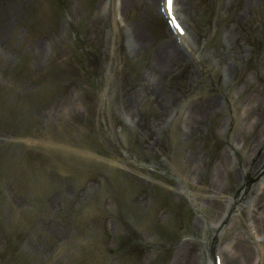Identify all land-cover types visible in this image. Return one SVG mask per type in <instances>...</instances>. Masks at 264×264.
I'll use <instances>...</instances> for the list:
<instances>
[{
  "label": "rangeland",
  "instance_id": "374dc122",
  "mask_svg": "<svg viewBox=\"0 0 264 264\" xmlns=\"http://www.w3.org/2000/svg\"><path fill=\"white\" fill-rule=\"evenodd\" d=\"M40 1L24 6L11 39L0 43V264H171L187 239L195 240L196 264H208L210 247L223 250L227 264H244L232 257V244L254 207L236 220L233 214L251 202L264 166L251 169L242 186L229 172L224 193L211 198L220 153L229 149L238 173L254 155L238 140L232 139L242 147L238 157L227 146L234 120L220 127L218 115L201 134L187 132L184 122L190 101L221 92V73L207 57L195 58L206 43L210 49L221 43L223 29L215 32L213 22L235 24L245 0L231 7L196 0L188 16L194 54L185 51L184 61L170 67L159 57L172 33L154 6ZM253 14L264 27V0ZM133 31L136 47L132 36L130 45L124 40ZM249 45L264 47V28ZM169 94L180 97L172 108ZM197 159L204 164L202 186L189 181ZM232 195L235 207L208 226ZM198 218L202 224L192 230Z\"/></svg>",
  "mask_w": 264,
  "mask_h": 264
},
{
  "label": "bare ground",
  "instance_id": "6f19581e",
  "mask_svg": "<svg viewBox=\"0 0 264 264\" xmlns=\"http://www.w3.org/2000/svg\"><path fill=\"white\" fill-rule=\"evenodd\" d=\"M34 1L35 0H0V43L4 45L8 39H11L13 31L23 19L24 6L27 5L28 2ZM36 1L40 2L39 6L42 5L40 0ZM141 2L146 3L148 6H154L159 14L162 13L164 0H123L124 7L125 5L131 6L132 4H140ZM195 2L196 0H179V3L177 0H174L173 2V12L182 24L184 33H179L175 28L170 27L172 30V38L163 43L165 48L160 53L161 55L159 57L160 64L163 65V67H170L169 65L171 64L174 66L176 62H183L186 56L185 51L189 54H192L194 51L192 45L196 39L189 29L188 16L195 10ZM224 2L230 7L233 4L232 0H226ZM260 3L261 0L241 1L242 6L236 12V23L233 25L228 24L227 21H214L212 27L215 29V32H217L220 27L223 29L221 43L214 47V49L208 48L209 43H206L205 47L202 51H199L195 58L198 63H201L206 57L211 60V65H209L217 69L221 73L223 79L220 86V93L217 90H209L208 93L200 95L197 101H190V103L187 104V116L184 122V126L187 127L186 131L190 132L192 128L193 131H197V133L201 134L205 125L211 118L214 119L217 118L218 115H221L218 123L220 127H227V124H230L232 120H234L237 125V128L231 130V139L229 138L227 141V146H229L230 149L235 148V150H238L236 157L239 156L242 147H234L232 139L233 141L238 140L236 141L237 145L248 144L246 155L248 153L247 156L250 158L254 155V160L242 164V170H239L240 173H238L235 171V167H231L232 161L229 149L220 153L217 160L213 163L212 177L210 178L208 187L210 192H212L211 198L213 199L216 198L215 195L220 197L224 193L226 189L224 177L228 180L229 172H231V174L233 173V178L238 182L239 186H242V177L244 175L247 177L251 169L255 172L259 166H261L260 163L262 159H264V151L261 152L262 144H264V47L256 49V47L253 48L249 45L254 36L262 34L264 28L261 27V31L259 24H256L252 19L253 13L257 7L260 6ZM146 12L150 13L151 8L149 7ZM224 22L225 24L221 26L220 24ZM126 33L127 39L126 36H124L126 45L127 40L128 45H130V36L133 37L131 46L136 47L140 44L139 37L134 31ZM55 35L58 41L60 36L58 33ZM161 47L162 45L159 48ZM181 49L184 52H181ZM169 59L172 61L168 64ZM165 62H167V65L164 64ZM163 73L166 74L167 72ZM148 74L151 78V72ZM177 74H180V72ZM179 99L180 97L169 94L167 107L172 108ZM229 105L233 113L227 111L229 110ZM261 123H263L262 130H259L258 127ZM240 137L244 139L243 143ZM27 138L28 140L34 138L43 140L38 137ZM189 169L192 172V174L188 172L191 176V180L189 181H194L197 184L198 180L202 178V174L200 173L204 169V164L201 163L200 159H197L189 166ZM197 185L202 186L201 183ZM193 195L195 197L197 192L193 193ZM233 198L235 197L230 196L222 209H224V207L227 209H231L232 206L235 207L234 204H236L235 202L238 200L235 199V202H233ZM263 199L264 190L262 194L256 196L255 208L263 204ZM245 208H247L245 205H242V207L236 206V213L233 218L236 220L238 215L242 213V209ZM202 209H204V207L200 206V210ZM220 211L221 210L212 214V220L207 222L208 226L221 223L223 210L222 212ZM201 224V219L198 218L193 224L192 230L199 229ZM205 226L206 224L202 225V227ZM232 226L221 229H223L222 231H230ZM250 226L249 231H245L246 234L244 232L241 235L235 236L232 244V257L243 261L244 264H263L264 237L262 239L261 236H264V208L260 210L259 215L256 214V211L253 212ZM194 241L195 240L192 241L191 239H187L176 252L171 264H195L197 258L195 260ZM222 263L227 264L225 256Z\"/></svg>",
  "mask_w": 264,
  "mask_h": 264
},
{
  "label": "snow or ice",
  "instance_id": "6c2138e0",
  "mask_svg": "<svg viewBox=\"0 0 264 264\" xmlns=\"http://www.w3.org/2000/svg\"><path fill=\"white\" fill-rule=\"evenodd\" d=\"M167 7L169 9V11L171 10L172 7V0H167ZM173 20H175V17H173ZM177 27L179 28V24L177 23ZM181 31H183V29L181 28Z\"/></svg>",
  "mask_w": 264,
  "mask_h": 264
}]
</instances>
